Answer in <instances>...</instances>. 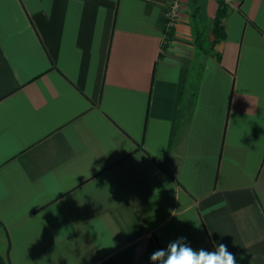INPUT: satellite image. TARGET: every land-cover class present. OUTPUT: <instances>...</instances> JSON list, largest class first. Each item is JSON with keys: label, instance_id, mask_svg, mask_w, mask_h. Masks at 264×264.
Wrapping results in <instances>:
<instances>
[{"label": "crops", "instance_id": "1", "mask_svg": "<svg viewBox=\"0 0 264 264\" xmlns=\"http://www.w3.org/2000/svg\"><path fill=\"white\" fill-rule=\"evenodd\" d=\"M219 1L168 30L170 0H0L8 264H150L181 236L264 264V0H223L214 42Z\"/></svg>", "mask_w": 264, "mask_h": 264}, {"label": "clouds", "instance_id": "2", "mask_svg": "<svg viewBox=\"0 0 264 264\" xmlns=\"http://www.w3.org/2000/svg\"><path fill=\"white\" fill-rule=\"evenodd\" d=\"M149 260L150 264H237L235 255L228 251L226 244L219 243L211 251L194 249L183 236L156 249Z\"/></svg>", "mask_w": 264, "mask_h": 264}, {"label": "trees", "instance_id": "3", "mask_svg": "<svg viewBox=\"0 0 264 264\" xmlns=\"http://www.w3.org/2000/svg\"><path fill=\"white\" fill-rule=\"evenodd\" d=\"M227 6L226 4L223 2V0L219 1V9H218V13L217 16L214 20V25L212 28V33L215 35V41L217 42V40H221L223 39V32H222V28L220 26V20L227 14ZM200 12H201V8L200 7H196L194 9V15L198 16L200 18ZM196 44H201V42L199 41V37H196ZM0 264H7L5 263V261L0 257Z\"/></svg>", "mask_w": 264, "mask_h": 264}, {"label": "built area", "instance_id": "4", "mask_svg": "<svg viewBox=\"0 0 264 264\" xmlns=\"http://www.w3.org/2000/svg\"><path fill=\"white\" fill-rule=\"evenodd\" d=\"M182 5V0H170L169 9L166 14V28L171 30L178 18L180 9Z\"/></svg>", "mask_w": 264, "mask_h": 264}, {"label": "rangeland", "instance_id": "5", "mask_svg": "<svg viewBox=\"0 0 264 264\" xmlns=\"http://www.w3.org/2000/svg\"><path fill=\"white\" fill-rule=\"evenodd\" d=\"M0 257L5 261V263H7V260L5 258H3V256L1 254H0Z\"/></svg>", "mask_w": 264, "mask_h": 264}]
</instances>
